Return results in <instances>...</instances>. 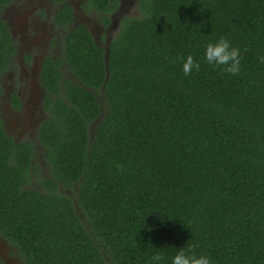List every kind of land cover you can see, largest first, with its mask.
<instances>
[{
  "label": "trees",
  "instance_id": "1",
  "mask_svg": "<svg viewBox=\"0 0 264 264\" xmlns=\"http://www.w3.org/2000/svg\"><path fill=\"white\" fill-rule=\"evenodd\" d=\"M54 1L56 21L73 23L72 5ZM82 5L108 26L119 2ZM136 6L108 65L83 24L46 60V176L0 119V234L26 264H153L158 252L172 264L181 248L212 264H264V0ZM221 37L241 49L239 75L205 60ZM13 52L0 18V71ZM188 55L200 70L186 76Z\"/></svg>",
  "mask_w": 264,
  "mask_h": 264
},
{
  "label": "flooded vegetation",
  "instance_id": "2",
  "mask_svg": "<svg viewBox=\"0 0 264 264\" xmlns=\"http://www.w3.org/2000/svg\"><path fill=\"white\" fill-rule=\"evenodd\" d=\"M66 1L72 5L74 13L73 23L70 24L56 21L61 3L54 0H8L0 8V18L9 26L14 47L8 65L0 71V106L3 108L0 119L5 132L16 144H31L34 151L32 164L37 163L39 166L44 163L40 166L46 170L41 171L39 167L43 175L49 173V167L45 166L48 165L44 156L45 147L40 142L38 133L42 123L49 116L44 99L51 94L42 83V70L48 57L57 59L56 52H63L69 28L76 24L87 26L83 21L96 11L83 7L85 0H79L76 4L71 0ZM117 1L119 6L111 14L116 29L120 19L127 15L133 4L135 5L134 0L129 3L127 0ZM89 29L93 33L92 29ZM56 48L59 50L56 51ZM39 152L43 163L36 161V153ZM0 260L4 264H26L17 247L1 234Z\"/></svg>",
  "mask_w": 264,
  "mask_h": 264
},
{
  "label": "clouds",
  "instance_id": "3",
  "mask_svg": "<svg viewBox=\"0 0 264 264\" xmlns=\"http://www.w3.org/2000/svg\"><path fill=\"white\" fill-rule=\"evenodd\" d=\"M241 59V49L233 47L227 38L221 37L218 41L206 45L205 60L207 64L214 68H220L225 73L233 76L239 75ZM261 61L264 62V57L261 58ZM193 70L198 72L200 63L192 55H188L186 62L183 63V72L188 76ZM164 259V255L159 252L152 257L153 264H161ZM172 264H212V260L207 255L197 256L192 248L187 250L181 248L173 257Z\"/></svg>",
  "mask_w": 264,
  "mask_h": 264
},
{
  "label": "rangeland",
  "instance_id": "4",
  "mask_svg": "<svg viewBox=\"0 0 264 264\" xmlns=\"http://www.w3.org/2000/svg\"><path fill=\"white\" fill-rule=\"evenodd\" d=\"M77 1H79V0H71V2H74L75 4H76ZM130 1L131 0H127V3H129ZM134 1H135V5L133 4L132 8L129 9L130 11H128V13H126L127 15H135V14H137L139 12L138 9H137V6H136V0H134ZM126 8H128V6ZM88 17L89 18L87 20L83 21V22L89 28L92 29L93 35H94L95 39L99 43L104 44L105 46H108L109 41L111 40V38L115 35V33L117 31L116 27L112 26V22L108 26H104V25L102 26V24H103L102 23V14L99 13V12H96V11L95 12H92L91 14L88 15ZM50 22L51 21L49 20L48 23H50ZM58 50L59 49L56 48V51H58ZM56 54L58 55V58H61L62 57V52H60V53L56 52ZM65 68H66V75L73 78V74L67 68L66 64H65ZM1 103H2V101H1ZM2 110H3V108H1V106H0V115L1 116H2V113H3ZM35 139H37V135H35ZM36 161H41L42 162L40 152L39 153H36ZM41 162H39V163H41ZM40 165L43 166L44 163L43 164H40ZM40 165H39V167H41ZM45 166L47 167L48 165L45 164ZM44 169L45 168L41 167L40 170L43 171ZM30 186L37 187V188H41V183L36 178H34L32 180V183L30 184ZM2 256H4V255H2Z\"/></svg>",
  "mask_w": 264,
  "mask_h": 264
},
{
  "label": "water",
  "instance_id": "5",
  "mask_svg": "<svg viewBox=\"0 0 264 264\" xmlns=\"http://www.w3.org/2000/svg\"><path fill=\"white\" fill-rule=\"evenodd\" d=\"M77 25V24H76ZM112 25L115 26V22L113 21L112 22ZM109 45H110V41L108 43V46H107V53H106V61H107V65H108V49H109Z\"/></svg>",
  "mask_w": 264,
  "mask_h": 264
}]
</instances>
